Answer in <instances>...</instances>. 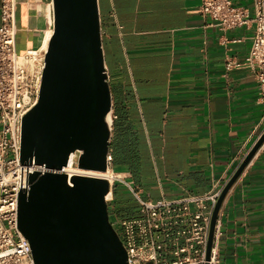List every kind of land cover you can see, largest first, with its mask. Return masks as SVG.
<instances>
[{
    "label": "crops",
    "instance_id": "0c3cea01",
    "mask_svg": "<svg viewBox=\"0 0 264 264\" xmlns=\"http://www.w3.org/2000/svg\"><path fill=\"white\" fill-rule=\"evenodd\" d=\"M231 1L251 11V0ZM16 3L15 52L46 47L51 0ZM97 5L115 116L110 169L152 200L225 185L264 132L259 74L245 63L254 25L221 31L200 13L201 0ZM126 194L133 200L113 185L111 223L138 216ZM218 221L225 264H264V141L226 193Z\"/></svg>",
    "mask_w": 264,
    "mask_h": 264
},
{
    "label": "water",
    "instance_id": "95a60500",
    "mask_svg": "<svg viewBox=\"0 0 264 264\" xmlns=\"http://www.w3.org/2000/svg\"><path fill=\"white\" fill-rule=\"evenodd\" d=\"M52 32L37 103L21 121L20 163L44 166L18 194L17 230L34 264H127L108 216L102 177L110 151L112 93L105 70L97 0H51ZM264 132L224 185L212 212L206 250L222 202ZM71 184L72 186H69Z\"/></svg>",
    "mask_w": 264,
    "mask_h": 264
},
{
    "label": "built area",
    "instance_id": "2783aa9c",
    "mask_svg": "<svg viewBox=\"0 0 264 264\" xmlns=\"http://www.w3.org/2000/svg\"><path fill=\"white\" fill-rule=\"evenodd\" d=\"M251 2L250 11L231 0H201L199 11L221 31L254 25L245 63L258 71L264 97V0ZM16 4V0H0V264H34L31 248L17 230L18 194L28 190L30 174L49 170L34 163H20V137L22 118L37 103L46 47L22 55L15 52ZM117 32L120 34L119 27ZM262 103L264 115V100ZM114 118L111 113V122ZM109 163L107 156L105 173H111L102 177L109 185L107 206L113 201V185L120 183L138 207L137 217L111 223L119 229L127 264H225L219 255L218 216L206 259L212 212L224 185L213 182L202 194L152 200L149 195L143 196L127 177L111 170ZM65 170L61 172L69 180L74 173Z\"/></svg>",
    "mask_w": 264,
    "mask_h": 264
},
{
    "label": "rangeland",
    "instance_id": "374dc122",
    "mask_svg": "<svg viewBox=\"0 0 264 264\" xmlns=\"http://www.w3.org/2000/svg\"><path fill=\"white\" fill-rule=\"evenodd\" d=\"M252 3V2H251ZM72 167H73V169H76L73 165H72ZM124 202H126V204L127 205H131L132 204V199H131V197H129L128 196V194H126L125 195V197H124ZM118 201L117 200H115V202H112L110 205H108L107 206V211H108V216L109 215H112V213L115 211V210H113V205L115 204V203H117ZM119 218H117L116 220H118ZM116 220H114V221H116ZM109 221H110V223H111V220L109 219ZM114 221H112V222H114ZM114 227V230L116 231V233L118 234V236H119V229L117 228V227H115V226H113Z\"/></svg>",
    "mask_w": 264,
    "mask_h": 264
},
{
    "label": "bare ground",
    "instance_id": "6f19581e",
    "mask_svg": "<svg viewBox=\"0 0 264 264\" xmlns=\"http://www.w3.org/2000/svg\"><path fill=\"white\" fill-rule=\"evenodd\" d=\"M65 171L68 172L69 174L70 173H74V174H87V175H94V176H99V177H106V176H108L111 173L110 170L107 173L83 172V171H80V170L73 169L72 166H69L68 168H66Z\"/></svg>",
    "mask_w": 264,
    "mask_h": 264
},
{
    "label": "trees",
    "instance_id": "16d2710c",
    "mask_svg": "<svg viewBox=\"0 0 264 264\" xmlns=\"http://www.w3.org/2000/svg\"><path fill=\"white\" fill-rule=\"evenodd\" d=\"M75 167V165H73Z\"/></svg>",
    "mask_w": 264,
    "mask_h": 264
}]
</instances>
